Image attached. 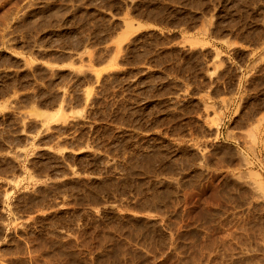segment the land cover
<instances>
[{
	"label": "rangeland",
	"instance_id": "1",
	"mask_svg": "<svg viewBox=\"0 0 264 264\" xmlns=\"http://www.w3.org/2000/svg\"><path fill=\"white\" fill-rule=\"evenodd\" d=\"M3 1L0 264H264V0Z\"/></svg>",
	"mask_w": 264,
	"mask_h": 264
},
{
	"label": "bare ground",
	"instance_id": "2",
	"mask_svg": "<svg viewBox=\"0 0 264 264\" xmlns=\"http://www.w3.org/2000/svg\"><path fill=\"white\" fill-rule=\"evenodd\" d=\"M3 1V0H2ZM4 2V1H3ZM13 2V1H12ZM5 4H7V3H5ZM6 6V5H5ZM17 6V5H16ZM3 12V11H2ZM12 12V11H11ZM10 14V13H9ZM6 17V16H5ZM7 17H9V16H7ZM3 22V21H2ZM8 22H10V21H8ZM127 26H128V24H127ZM126 25H125V27H127ZM128 27H130V26H128ZM131 29V28H130ZM32 109V108H31ZM30 109V110H31ZM35 111V110H34ZM34 111H32V112H34ZM35 112H37V111H35ZM42 112V111H41ZM33 115H36V114H34L33 113ZM48 119V118H47ZM110 134V133H109ZM111 139V138H110ZM44 163V162H43ZM46 166V165H45ZM81 168V167H80ZM45 169V168H44ZM46 170V169H45ZM80 170V169H79ZM80 172V171H79ZM110 172V171H109ZM51 173V172H50ZM84 174V173H83ZM54 176V175H53ZM135 182V181H134ZM117 184V183H116ZM96 186V185H95ZM105 186V185H104ZM125 187V186H124ZM78 188V187H77ZM134 188V187H133ZM111 189V188H110ZM120 189V188H119ZM83 191V190H82ZM129 191V190H128ZM79 192V191H78ZM91 192V191H90ZM94 193V192H93ZM101 198V197H100ZM90 200V199H89ZM97 202V201H96ZM119 217V216H118Z\"/></svg>",
	"mask_w": 264,
	"mask_h": 264
}]
</instances>
